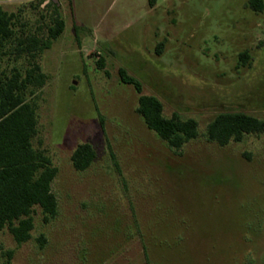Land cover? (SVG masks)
<instances>
[{"label":"rangeland","instance_id":"obj_1","mask_svg":"<svg viewBox=\"0 0 264 264\" xmlns=\"http://www.w3.org/2000/svg\"><path fill=\"white\" fill-rule=\"evenodd\" d=\"M52 2L0 0L17 14V33L46 31L55 12L66 25L40 58L48 81L36 98L34 140L59 170L58 215L45 223L36 207L33 238L21 245L0 230V264H147L144 245L150 264H264V134L225 147L206 136L223 112L264 120V8L57 0L56 11ZM27 67L26 57L2 61L6 72ZM120 68L162 101L166 117L196 119L198 138L170 148L137 113L140 94L121 82ZM82 143L97 158L78 171L72 155Z\"/></svg>","mask_w":264,"mask_h":264},{"label":"trees","instance_id":"obj_2","mask_svg":"<svg viewBox=\"0 0 264 264\" xmlns=\"http://www.w3.org/2000/svg\"><path fill=\"white\" fill-rule=\"evenodd\" d=\"M153 3V2H152ZM55 10L57 5L52 2ZM250 7L261 12L264 0H250ZM51 25L33 33H17L18 16L0 6V230L8 228L15 241L21 245L32 240L35 228V208L42 209L44 222L58 215L59 204L52 186L58 176V168L46 150L36 147L34 140L39 133L38 91L47 83L48 76L40 64L42 53L50 49L65 30V21L55 12ZM43 30L45 32H43ZM47 33V34H46ZM163 42L157 45L162 53ZM13 54L15 59L26 57L25 71L2 69L4 57ZM248 51L240 55V64H250ZM105 69L104 60L98 61ZM107 74L108 72L105 71ZM122 83L131 85L140 94L137 113L146 126L154 131L170 148L181 151L199 136L196 119H182L178 114L166 117L162 101L154 95L143 93L142 82L125 68L119 69ZM264 134V120L244 112L218 114L207 127L210 142L225 147L231 142H242L246 135ZM97 158V152L89 143L78 145L72 155L76 170H87ZM41 246L46 238H39ZM9 251L8 255L12 256ZM144 256L150 264V256L144 245Z\"/></svg>","mask_w":264,"mask_h":264},{"label":"water","instance_id":"obj_3","mask_svg":"<svg viewBox=\"0 0 264 264\" xmlns=\"http://www.w3.org/2000/svg\"><path fill=\"white\" fill-rule=\"evenodd\" d=\"M52 1L55 2V3L57 2V0H52Z\"/></svg>","mask_w":264,"mask_h":264}]
</instances>
